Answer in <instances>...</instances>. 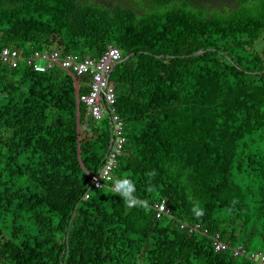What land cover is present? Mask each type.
Masks as SVG:
<instances>
[{
  "label": "trees",
  "instance_id": "trees-1",
  "mask_svg": "<svg viewBox=\"0 0 264 264\" xmlns=\"http://www.w3.org/2000/svg\"><path fill=\"white\" fill-rule=\"evenodd\" d=\"M134 5L0 0V46L25 58L121 51L110 84L126 137L114 181L94 188L109 120L61 68L0 61V264H260L234 250L264 253V0Z\"/></svg>",
  "mask_w": 264,
  "mask_h": 264
},
{
  "label": "built area",
  "instance_id": "built-area-1",
  "mask_svg": "<svg viewBox=\"0 0 264 264\" xmlns=\"http://www.w3.org/2000/svg\"><path fill=\"white\" fill-rule=\"evenodd\" d=\"M0 61L11 68H17L24 62L37 72H46L59 67L72 77L77 90L78 103L86 107L93 119L98 121L108 119L110 122L112 132L110 147L99 174L93 177L92 185L100 189L112 183L114 171L117 169L119 157L126 143L125 123L117 111L116 92L110 84L113 70L122 61L121 51L111 46L98 59H82L75 54L63 55L59 50L35 51L30 57L25 58L17 49L0 46ZM113 191L119 192V186H114ZM130 193L131 190H129ZM131 205H134V200ZM153 209L158 219L171 214V209L166 202L156 203ZM181 228L189 229L190 233L202 231L199 224L192 227L182 224ZM203 234L207 235L208 230H204ZM212 240L216 252L229 249V244L224 243L219 234L213 236ZM234 256H245L254 262L264 264V253L247 252L241 246L234 250Z\"/></svg>",
  "mask_w": 264,
  "mask_h": 264
},
{
  "label": "rangeland",
  "instance_id": "rangeland-1",
  "mask_svg": "<svg viewBox=\"0 0 264 264\" xmlns=\"http://www.w3.org/2000/svg\"><path fill=\"white\" fill-rule=\"evenodd\" d=\"M83 3H92L94 5H103L112 7L114 4H122L126 7L130 6L131 3H134V7L137 12L143 14L145 11L142 9L149 10V6L145 5L147 0H135L138 4L135 3L134 0H80ZM194 7L206 10L207 12L215 11V10H224V9H232L235 6V0H190ZM141 3V4H139Z\"/></svg>",
  "mask_w": 264,
  "mask_h": 264
}]
</instances>
